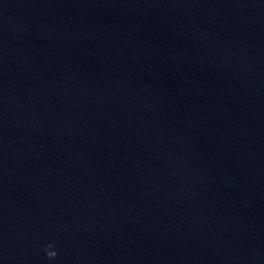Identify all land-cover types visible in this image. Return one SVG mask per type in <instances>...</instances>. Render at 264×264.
Wrapping results in <instances>:
<instances>
[{
  "label": "water",
  "instance_id": "water-1",
  "mask_svg": "<svg viewBox=\"0 0 264 264\" xmlns=\"http://www.w3.org/2000/svg\"><path fill=\"white\" fill-rule=\"evenodd\" d=\"M0 264H264V0H0Z\"/></svg>",
  "mask_w": 264,
  "mask_h": 264
},
{
  "label": "clouds",
  "instance_id": "clouds-1",
  "mask_svg": "<svg viewBox=\"0 0 264 264\" xmlns=\"http://www.w3.org/2000/svg\"><path fill=\"white\" fill-rule=\"evenodd\" d=\"M49 256H51V254H49Z\"/></svg>",
  "mask_w": 264,
  "mask_h": 264
}]
</instances>
